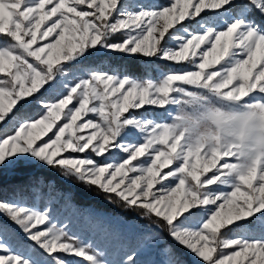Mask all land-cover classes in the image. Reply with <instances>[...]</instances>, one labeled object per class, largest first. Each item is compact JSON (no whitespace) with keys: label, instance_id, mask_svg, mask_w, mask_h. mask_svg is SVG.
Listing matches in <instances>:
<instances>
[{"label":"snow or ice","instance_id":"6c2138e0","mask_svg":"<svg viewBox=\"0 0 264 264\" xmlns=\"http://www.w3.org/2000/svg\"><path fill=\"white\" fill-rule=\"evenodd\" d=\"M135 55L178 67L136 77ZM34 163L162 228L154 264H188L161 221L201 264H264V0H0V173ZM70 257L117 264L0 199V264Z\"/></svg>","mask_w":264,"mask_h":264},{"label":"trees","instance_id":"16d2710c","mask_svg":"<svg viewBox=\"0 0 264 264\" xmlns=\"http://www.w3.org/2000/svg\"><path fill=\"white\" fill-rule=\"evenodd\" d=\"M119 62L127 68L131 75L140 78L145 77V69L154 68L158 69L159 72H167L178 67L163 60L151 59L142 55L123 56L119 58ZM151 75L155 76L157 73L152 72ZM41 91L43 93V90ZM43 95L47 96L48 94L43 93ZM39 111L42 109L37 106L35 100L20 108V112L26 116L34 115ZM33 177H42L43 179L37 182L32 179ZM51 179L54 181L53 184L49 182ZM68 180L71 184L64 180L57 170L38 163L21 165L14 168L12 172L3 170V173H0V199H13L22 195L28 202H31L37 195L42 197L58 195V199L66 198L67 201L77 205L80 209H93L101 215H111L119 223L135 225L136 230H148L153 233L162 232V228L157 227L152 221L138 217L135 212L125 211L117 205L109 203L96 188L88 189L75 179ZM160 224L163 226V237L183 254V250L178 248L179 245L167 236V226L163 225V221Z\"/></svg>","mask_w":264,"mask_h":264},{"label":"rangeland","instance_id":"374dc122","mask_svg":"<svg viewBox=\"0 0 264 264\" xmlns=\"http://www.w3.org/2000/svg\"><path fill=\"white\" fill-rule=\"evenodd\" d=\"M116 39H120V37ZM112 155L120 156V153L113 152ZM100 162L103 163L105 161L101 160ZM5 170L9 172L13 171V169ZM63 179L71 184L68 179ZM49 182L53 184L54 181L51 179ZM28 203L30 206H38L40 210H44L46 207L50 208L58 226L67 225V229L72 234L78 235L85 241H92L100 250L106 252L108 259L117 262V264H119V262L125 258V255L134 248L138 250V264H154V262L162 258L157 254V248L154 243L147 239L151 237L154 241L155 237L161 235V233H153L141 229L136 230L135 225L119 223L111 215L104 216V214L101 215V213H97L93 209H80L77 205L67 201L66 198L58 199V195L45 197L37 195ZM5 222L9 224V227L14 230L18 238L24 244L35 247L31 241L27 240L18 227L11 224L9 221ZM178 248L183 250V254H185L184 258L188 261V264H194V262H196V264H201V261L185 248L180 245ZM36 250L40 251L39 249ZM70 258L74 259L76 264H83L80 258Z\"/></svg>","mask_w":264,"mask_h":264}]
</instances>
